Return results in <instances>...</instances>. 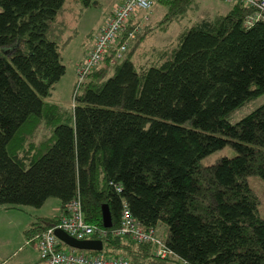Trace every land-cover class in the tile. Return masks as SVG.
<instances>
[{"label": "trees", "instance_id": "16d2710c", "mask_svg": "<svg viewBox=\"0 0 264 264\" xmlns=\"http://www.w3.org/2000/svg\"><path fill=\"white\" fill-rule=\"evenodd\" d=\"M67 1L0 0V207L59 203V216L24 232L30 245L75 201L84 221L104 232L92 237L102 252L130 264H264V219L249 185L253 177L264 182V103L230 122L264 95V21L249 25L254 10L226 2L224 15L196 22L138 59L144 36L129 34L145 21L141 12L98 66L78 77L77 64L119 4L74 63L73 102L63 108L47 100L65 75L58 40L76 28L56 30ZM151 1L148 11L162 6L165 24L195 3ZM225 147L232 155L200 164ZM103 206L110 228L102 224ZM123 207L146 230L166 226L164 258L151 244L111 234Z\"/></svg>", "mask_w": 264, "mask_h": 264}, {"label": "rangeland", "instance_id": "374dc122", "mask_svg": "<svg viewBox=\"0 0 264 264\" xmlns=\"http://www.w3.org/2000/svg\"><path fill=\"white\" fill-rule=\"evenodd\" d=\"M115 2L116 0H93L92 3L96 6L90 10L91 13L95 15V18L90 16V23H88V20L85 22V19L84 22L86 24H79V26L73 24V16L68 12V8L72 7V2H69L63 9L59 21L62 20L61 22L63 24V19H65L64 24L67 29H70L73 25L76 28L74 30L70 29L67 34H63L58 40L61 46V57L63 65L65 66V75L53 87L51 95L47 101L58 103L63 108H69V106L72 105L75 87L74 63L78 58L79 50H88L87 45L89 40L86 37V34L89 30L93 31L95 23H97V18L100 19L102 14L109 10ZM228 5L219 0H195V3H193L191 7L183 10V15L181 17L178 16L175 21L165 24V22L161 23L162 18L165 15L164 8L158 4H154L150 11L145 12V21L139 25V27H135L137 30L135 31L133 38L138 40L144 36L140 45H136V47H138L135 52L136 57L141 59L140 55L145 53L146 57L149 58V56H147L149 54L147 53L150 52L151 54L153 52L151 50L152 48L153 50H161L169 41H173L179 34L204 18L212 19L219 15H224L225 9L228 8ZM137 20L135 22H137ZM64 24L55 26L56 30L61 29ZM263 103L264 95L234 112L230 118V122H237ZM230 152L232 155L231 148L225 147L202 159L200 164L203 166L213 164L221 157L228 156ZM249 185L258 199L259 215L264 219V182L253 177L249 179ZM54 201L55 200H49L44 208L38 210L33 208H22L17 210L0 207V251H15L19 248H21L22 251H29L30 248L23 245L24 233L21 231L22 226L26 224L28 218L39 216V214L45 212H52L51 206ZM155 230L157 239L163 242L167 236L166 226L159 223ZM68 249L69 248L67 247L64 248L65 251H68ZM144 264L153 263L145 262Z\"/></svg>", "mask_w": 264, "mask_h": 264}, {"label": "built area", "instance_id": "2783aa9c", "mask_svg": "<svg viewBox=\"0 0 264 264\" xmlns=\"http://www.w3.org/2000/svg\"><path fill=\"white\" fill-rule=\"evenodd\" d=\"M229 3H241L250 7L254 12L246 18L251 25L256 21H264V0H222ZM152 6L151 0H123L121 5L115 7L107 17L103 27L100 29L94 47L77 64V75L83 77L89 71L98 66L101 56L115 43L126 29L129 21L138 13H145ZM129 34L132 39L135 31ZM124 42L114 54V59L120 58L125 51ZM60 229L68 236L82 241L94 240L92 237L104 236V232L97 227L87 224L84 221L82 211L78 202H71L67 205L66 214L59 218L57 225L48 228L32 238L41 264H130L123 256H108L101 252L77 251L68 249L65 251L64 244L56 238L54 231ZM114 237H128L136 244H151L155 248V254L164 258L167 254L162 242L157 239L155 229L146 230L130 215L129 211L123 207L120 225L113 230ZM2 264V263H0Z\"/></svg>", "mask_w": 264, "mask_h": 264}, {"label": "crops", "instance_id": "0c3cea01", "mask_svg": "<svg viewBox=\"0 0 264 264\" xmlns=\"http://www.w3.org/2000/svg\"><path fill=\"white\" fill-rule=\"evenodd\" d=\"M220 1V0H219ZM69 2H72V7L71 8H68V12L70 15L73 16V24L74 25H77L79 26V24H86L85 22L88 20V23H90L91 19H90V16H93L95 18V15L93 13H91V8H93L94 6L97 5V2H96V5H93L92 3V6L87 8V9H83L81 7L80 4L78 3H75L71 0H68L62 10L60 11V16L58 15V18H57V21H56V24L55 26H59V25H62V20L59 21L61 19V12L63 11V9L66 7V5L69 3ZM91 2H93V0H91ZM122 0H116V2L113 4V6L111 8H109V10H107L106 12H104L102 14V16L99 18H97V23H95V26L93 28V35L92 36H89L88 38V50L84 51V50H79V53H78V58L76 59L75 63L77 61H79L84 55L85 53H88L87 51H89L90 47L92 46V39H93V36L97 33L99 27L101 26L102 24V21H104L105 17L108 15V13L117 5L121 4ZM223 2V1H221ZM225 4L228 5V3L224 2ZM230 6L231 4L228 5V8L225 9V13L228 12V10L230 9ZM86 19V20H85ZM85 20V22H84ZM64 21L65 19H63V24H64ZM91 31V30H89ZM45 206V205H44ZM44 206L42 208H44ZM52 208V212H45V213H42V214H39V216H34V217H31V218H28V221L26 222V224H24V226H22V233H24L25 231L29 230L31 227H32V224L38 220H43V219H49V218H52V217H57L59 216V213H60V205L57 201H54V203L52 204L51 206ZM41 208V209H42ZM24 236V234H23ZM32 240V239H31ZM23 245L26 246V247H29V251H22L21 248H19L18 250H15V251H0V263L2 264H41L40 261H39V257H38V254H37V251H36V248H35V244H28V241L25 240V238H23Z\"/></svg>", "mask_w": 264, "mask_h": 264}, {"label": "water", "instance_id": "95a60500", "mask_svg": "<svg viewBox=\"0 0 264 264\" xmlns=\"http://www.w3.org/2000/svg\"><path fill=\"white\" fill-rule=\"evenodd\" d=\"M102 212V224L104 228L111 227V219L108 208L103 206L101 209ZM54 235L59 239L64 246L69 249L77 251H92V252H101L103 249L102 242L100 240H76L68 236L65 232L60 229L54 231Z\"/></svg>", "mask_w": 264, "mask_h": 264}]
</instances>
